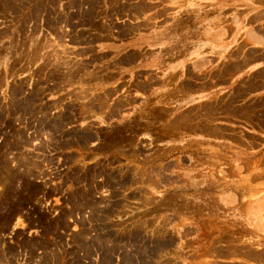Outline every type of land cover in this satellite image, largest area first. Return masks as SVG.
<instances>
[{
	"label": "rangeland",
	"instance_id": "1",
	"mask_svg": "<svg viewBox=\"0 0 264 264\" xmlns=\"http://www.w3.org/2000/svg\"><path fill=\"white\" fill-rule=\"evenodd\" d=\"M0 264H264V0H0Z\"/></svg>",
	"mask_w": 264,
	"mask_h": 264
}]
</instances>
